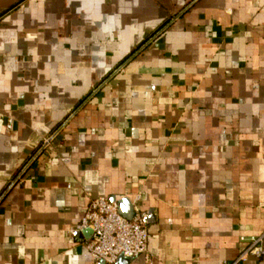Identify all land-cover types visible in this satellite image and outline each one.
Returning a JSON list of instances; mask_svg holds the SVG:
<instances>
[{
    "label": "crops",
    "instance_id": "crops-1",
    "mask_svg": "<svg viewBox=\"0 0 264 264\" xmlns=\"http://www.w3.org/2000/svg\"><path fill=\"white\" fill-rule=\"evenodd\" d=\"M0 113V264H95L99 195L146 215L115 264L264 235V0H0Z\"/></svg>",
    "mask_w": 264,
    "mask_h": 264
},
{
    "label": "built area",
    "instance_id": "built-area-1",
    "mask_svg": "<svg viewBox=\"0 0 264 264\" xmlns=\"http://www.w3.org/2000/svg\"><path fill=\"white\" fill-rule=\"evenodd\" d=\"M2 114L0 113V121ZM6 130L12 129V118L6 119ZM131 218L120 210L119 199L107 196H90L89 204L80 220L70 228L75 233L81 229H90L92 236L87 247L95 264H115L120 257L133 259L139 255L150 258L148 249L149 229L145 213L133 202ZM247 242L246 248L233 261L227 264H241L250 255H264V235L241 237Z\"/></svg>",
    "mask_w": 264,
    "mask_h": 264
},
{
    "label": "water",
    "instance_id": "water-1",
    "mask_svg": "<svg viewBox=\"0 0 264 264\" xmlns=\"http://www.w3.org/2000/svg\"><path fill=\"white\" fill-rule=\"evenodd\" d=\"M120 210L121 212L126 215L127 217L131 218L132 215H133V207H131L130 209H124L123 207V201H120ZM125 260H128V259H125Z\"/></svg>",
    "mask_w": 264,
    "mask_h": 264
}]
</instances>
